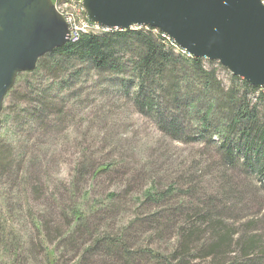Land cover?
Returning <instances> with one entry per match:
<instances>
[{
    "label": "rangeland",
    "instance_id": "1",
    "mask_svg": "<svg viewBox=\"0 0 264 264\" xmlns=\"http://www.w3.org/2000/svg\"><path fill=\"white\" fill-rule=\"evenodd\" d=\"M204 65L211 66L205 58ZM213 67L227 87L231 73ZM93 80L96 84L85 83L84 95L70 102L55 90L56 108L65 102L68 115L42 130L4 122L5 98L0 264H156L145 251L161 255L164 264H264V179L241 165H224L216 145L206 140L170 138L124 99H102L111 91H105L103 78ZM256 96L249 98L264 115V100ZM80 161L82 175L76 178ZM100 163L110 168L94 175ZM169 186L174 191L163 198L145 199L146 190L159 195ZM111 193L117 196L110 208L90 216L75 236L61 238L71 224L66 215L71 202L90 206Z\"/></svg>",
    "mask_w": 264,
    "mask_h": 264
},
{
    "label": "trees",
    "instance_id": "2",
    "mask_svg": "<svg viewBox=\"0 0 264 264\" xmlns=\"http://www.w3.org/2000/svg\"><path fill=\"white\" fill-rule=\"evenodd\" d=\"M161 33L150 26L112 28L99 34H85L77 42L68 41L53 49L38 59L32 71L18 73L5 97L8 104L3 109V121L10 119L17 127L27 125L28 131L55 127L58 119L68 114L64 111L65 102L59 104V110L56 108L58 94L54 91L65 93L69 97L66 101L70 102L71 97L84 95L85 83L103 78L105 91L111 92L102 99L126 100L137 113L151 117L159 131L174 140L200 139L216 145L224 165L238 164L245 171L252 169L263 181L264 115L249 95L256 93V101L264 100V88L233 74L229 85L224 86L213 67L214 63L222 66L218 61L207 59L211 66L205 67L204 58L183 52ZM83 75L88 76L86 81L81 79ZM27 76L34 78L31 83ZM23 80L29 83L25 88L20 85ZM82 164L80 161L76 165V178L82 175ZM109 168L108 163H100L94 175ZM173 191L169 186L156 195L148 189L144 196L155 201ZM113 196L117 195L111 193L101 202L93 200L90 206L80 200L79 205L71 202L66 214L71 224L61 238L75 236L90 216L110 208ZM194 215L200 217V211ZM190 232L193 235V229ZM188 239L184 237L183 242ZM105 241L110 246L116 245L112 240ZM223 247L218 249L222 251ZM181 248L185 250V244ZM145 253L156 258V264H164L161 255Z\"/></svg>",
    "mask_w": 264,
    "mask_h": 264
},
{
    "label": "water",
    "instance_id": "3",
    "mask_svg": "<svg viewBox=\"0 0 264 264\" xmlns=\"http://www.w3.org/2000/svg\"><path fill=\"white\" fill-rule=\"evenodd\" d=\"M87 18L109 28L150 26L189 55L216 60L231 74L264 88V4L261 0H82ZM68 42L51 0H0V124L18 73Z\"/></svg>",
    "mask_w": 264,
    "mask_h": 264
},
{
    "label": "built area",
    "instance_id": "4",
    "mask_svg": "<svg viewBox=\"0 0 264 264\" xmlns=\"http://www.w3.org/2000/svg\"><path fill=\"white\" fill-rule=\"evenodd\" d=\"M51 1L55 10L64 18L67 24L68 39L82 36L85 33L95 32V28L85 24L83 13H81V8L79 7V0Z\"/></svg>",
    "mask_w": 264,
    "mask_h": 264
},
{
    "label": "bare ground",
    "instance_id": "5",
    "mask_svg": "<svg viewBox=\"0 0 264 264\" xmlns=\"http://www.w3.org/2000/svg\"><path fill=\"white\" fill-rule=\"evenodd\" d=\"M79 7L81 8V13H83V19L85 20V24L90 25L91 27L95 28V31L109 29L107 26H103L97 22H92L87 18L85 7L83 6L82 0H79ZM89 34V33H88ZM83 36V35H82ZM82 36L79 37H72L68 39L70 42H77Z\"/></svg>",
    "mask_w": 264,
    "mask_h": 264
}]
</instances>
